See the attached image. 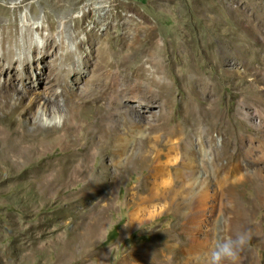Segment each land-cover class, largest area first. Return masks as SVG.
I'll return each instance as SVG.
<instances>
[{
    "label": "rangeland",
    "instance_id": "obj_1",
    "mask_svg": "<svg viewBox=\"0 0 264 264\" xmlns=\"http://www.w3.org/2000/svg\"><path fill=\"white\" fill-rule=\"evenodd\" d=\"M85 14L89 23L75 29L74 20ZM114 15L122 25L109 31L122 36L125 49L119 57L107 53L106 61L113 74L138 78L134 127L132 111L116 114L110 98L97 99L89 86L85 30L106 18L97 29L102 35L115 25ZM15 16L17 44L10 27ZM29 31L33 42L25 44ZM116 41L110 37L102 48L118 53ZM11 47L10 63L2 56ZM0 66V264H185L184 250L193 243L177 205L153 220L131 218L143 206L174 204L172 197L141 200L159 164L155 137L172 142L165 152L173 158L190 143L199 149L201 138L214 163L210 211L221 198L216 179L237 186L234 201L224 197L231 211L215 218L235 216L231 235L251 233L240 264H264V203L258 199L264 182L248 178L258 161L264 179V0H0ZM64 71L70 76L59 79ZM79 71L83 76L71 75ZM59 80L58 110L47 111L42 100ZM66 83L75 94L69 102L57 99ZM56 112L63 123L49 125L45 117ZM112 116L117 122L99 128ZM114 127L131 142L122 156L111 143L114 135L101 137ZM71 161L83 178L69 183L64 167ZM46 173L58 181L48 190L40 183ZM200 241L208 248L204 236Z\"/></svg>",
    "mask_w": 264,
    "mask_h": 264
},
{
    "label": "bare ground",
    "instance_id": "obj_2",
    "mask_svg": "<svg viewBox=\"0 0 264 264\" xmlns=\"http://www.w3.org/2000/svg\"><path fill=\"white\" fill-rule=\"evenodd\" d=\"M75 5L77 4L75 3L71 4L72 7H74ZM15 15H17V13H15ZM88 17L90 16L85 14L84 16L78 18V20H74L76 24L75 29L83 30L82 26H84L85 22L88 21L87 20ZM17 18L18 17L15 16L16 20L14 21L11 20V22L12 21L13 22L11 23L12 25L10 26L12 29L16 30L14 36L12 37L13 44L14 43L17 44V38H18ZM105 21H107L106 18L93 20L92 24H94V28H92L90 31L85 30L87 34L86 35L87 40L85 42H82V44L87 46V48L90 50L89 51L90 53L87 55V59L85 60L86 64H88L92 68V75L90 77L91 82L89 83V86L93 88L92 96L96 95L97 99L103 98L102 99L103 101L105 100L108 101L110 98L111 103L114 104V107L116 109L115 110L116 114H120L121 110H124L126 108L132 111L129 120L131 121L132 127H134V125L136 124L139 118H137L136 116L138 114L137 113L138 110L133 108L132 104L133 101L137 99L138 93L141 90V88L137 84L133 83V81L138 80L135 74L132 75V77H128V76L123 77L117 73L113 74L112 71L110 70L111 69L110 64H107L106 61L107 57L109 56L107 53L112 54V56L115 55L119 57L123 53L125 46L122 43L123 41L122 36L119 37L114 32L109 31V29L111 28H117L120 26V24L122 25L121 23L122 19L118 15H114V17L112 18V23H115V25L113 26V24H109L108 29L101 35L97 31V29H99V26ZM127 23L131 24L132 20L130 19L127 20ZM42 29L44 30V27ZM54 30H55L54 27H51L48 30L49 38L47 42L53 40ZM23 36H24L25 44L29 43L30 41L33 42L32 33L30 31L29 34L28 32L27 33L24 32ZM110 37H114V40L115 39L117 40L116 43L120 44L118 53L114 52L112 47H110V50L107 49L108 47L106 49L102 48L103 45H101V43H104ZM49 46L50 45H48V47ZM129 46L133 47L130 44ZM97 47H99V49ZM32 49L35 50L34 53L38 52L37 48H32ZM15 51L16 50L11 47V49L4 52V56L2 57L11 63L13 58L15 57L14 55L16 53ZM49 54H50V50L47 49L44 55H42L43 60H46L49 57ZM71 62H72L71 58L66 56L65 64L68 66ZM87 68L89 69V67ZM3 72L4 70L0 66V75L3 74ZM143 73L147 75L148 73H150V71L149 69H145ZM69 74L70 73L67 72L66 75V72L64 71V75H60L59 79L60 78L65 79L66 76H70ZM71 75L83 76L81 71L74 72ZM59 83L60 80L57 81L55 85L50 86L47 89V94H46L48 95V98H44L42 100L43 107L47 109V111L56 110V109L58 110V106H57L58 102L54 100V96H57L56 88L59 85ZM124 86H126V88H124ZM71 89H72L71 86L68 83H66L65 86L62 88V93L58 95L57 99L62 98L65 102H69V100H71V97L75 95L74 93L71 92ZM125 97L129 100V103L127 104H125L126 101L125 103L123 102V99ZM14 105L15 106H12L14 111L19 109V106L17 104ZM107 113L109 112L107 111ZM44 115H48V113ZM142 117L144 116H141V118ZM262 118H264V112ZM117 119L119 120V118ZM108 121L109 123L117 122L115 116H112L110 118H103V120L100 121L99 128H106ZM118 131H119L118 127H114V131L106 130L105 134L104 135L102 134L101 137L102 138L105 137L106 139H108V138H112V135H114V138L111 139V143L112 145H114L116 150H120L122 152L121 154L122 156L124 155L125 150L129 148L128 145L131 144V142H129L123 136H121L120 131L119 132ZM151 141L154 143V147H152V149H155V152L157 151L155 158L157 159L159 164L158 167H156L155 169V174L153 176L152 175L150 176V179H153L154 182L151 183L149 193L145 197L143 196L142 197L143 199L141 198L140 199L143 202H147L150 200H162V199L167 200V197H172V199L174 200V204L165 205V207L159 209L156 208V206H151V205L143 206L142 208H137L131 214L132 221L133 223H141L146 219L153 220L166 212L172 211L174 205H177L176 209L174 208V210L176 212H180V211L184 212L181 215L182 217H186L188 221L186 224H184L183 230L188 235H191V242L193 243L192 246H189L187 249L184 250L187 258L185 264H210V253L214 247V240L218 238L221 234L231 235L232 229L234 228V222L236 221L235 216L228 220L227 218L222 219V217L215 218V215L219 211H222L224 213H228L229 211H231V209L228 206L229 204L227 205L224 197H226L230 201H234L232 190L237 186L235 185L233 186L232 184L230 185L225 179L222 180L221 178L216 179L217 180L216 183L220 190L219 192L221 193L220 196L221 198H219L218 204L216 206H213L212 207L213 209L210 211V207L208 206L207 202L209 200V192L213 188L212 183H210V179H211L210 172L211 173L213 172L214 163L213 165H211L213 160L212 157L210 158L211 156L209 152L210 150L206 151V153L204 152L205 149L203 145H201L202 144L201 138L199 140L200 143L199 149L196 147V145H194V143H190V145H188L186 148V153L184 155H181V157L177 155L175 158L171 157L170 153L165 152L167 150L169 151V147L172 144L171 141L165 140L163 142V140H160V137H155L151 139ZM183 143L184 141H182V144ZM156 148L158 149L156 150ZM150 153L152 152L150 151ZM114 156L116 157L115 153ZM118 157H120V154H118ZM147 157L149 156L147 155ZM163 159H166V161L162 162ZM205 159L209 160L208 167H205L204 165ZM176 166H179V170H177L175 174H173L172 171L173 169L175 170ZM252 166H253V170L250 172L248 176L249 180L250 181L262 180L264 182V179L261 178V173L259 172V168L262 166L260 162L256 161L252 164ZM64 172H65L64 175L68 178L69 183L73 182L75 177L83 178V175L80 174L75 168V164L73 163V161L65 165ZM45 176H48L49 178L45 179V177L43 176L42 179L40 180L42 182L40 183H42V187L45 190H48L58 181L56 180L57 178L55 179L48 173H46ZM160 178L162 181L161 183H158V180ZM97 194H100V192ZM178 198L180 199L179 200L180 203L177 204L176 201ZM258 199L264 203V183L260 187V190L258 191ZM201 236H204L205 241L209 243L208 248H203L204 247L203 243L205 242L200 241ZM248 262H250L249 259L243 261V263L246 264Z\"/></svg>",
    "mask_w": 264,
    "mask_h": 264
},
{
    "label": "clouds",
    "instance_id": "obj_3",
    "mask_svg": "<svg viewBox=\"0 0 264 264\" xmlns=\"http://www.w3.org/2000/svg\"><path fill=\"white\" fill-rule=\"evenodd\" d=\"M65 119L64 115L56 112L51 118L45 117L48 124L59 126ZM251 240L249 231H240L234 235L221 234L214 240V247L210 253V264H240L241 252Z\"/></svg>",
    "mask_w": 264,
    "mask_h": 264
}]
</instances>
